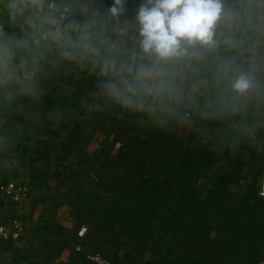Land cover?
Instances as JSON below:
<instances>
[{"label":"rangeland","instance_id":"obj_1","mask_svg":"<svg viewBox=\"0 0 264 264\" xmlns=\"http://www.w3.org/2000/svg\"><path fill=\"white\" fill-rule=\"evenodd\" d=\"M101 1V5L98 0L84 5L69 3L59 10L65 15L61 26L94 21L90 31L97 41L104 42L98 43L100 57L69 61L53 45L35 64L27 57V71L21 72L31 85L30 91L24 92L20 85L0 90V100L5 101L0 103V183L41 178L53 167L60 176L73 174L76 189L80 183L86 184L85 177L97 175L103 157L116 162L127 150L134 156L142 151L146 160L160 159L161 151L169 148V165L179 155L181 171L168 195L160 198L153 194L156 177L152 182L153 177L149 180L143 175L135 198L125 196L128 204L133 198L139 202L136 220H131L135 208L132 212L130 207L121 208V217L116 208L111 232L118 228L121 241L139 237L143 243L147 236L158 241L170 237L172 241L174 234L181 232L190 242L183 244L197 248V264H224L227 253L233 251L231 244L248 253V264H257L264 252V16L256 27L242 24L240 29L224 26L223 18L216 29L214 49L189 48L175 63L178 92L171 97L150 98L144 108L135 110L121 106L106 93L108 77L100 74L99 64L106 56L128 61L138 53L134 14L142 0H124L125 11L118 18L108 14L113 0ZM16 33L11 36H20ZM16 62L19 64V57ZM224 65H231V70L221 76ZM70 70L74 77L66 79ZM238 71L254 75V88L243 97H234L229 87ZM210 107L218 108L213 112ZM184 111L188 113L183 122L177 121L182 122L179 126L185 134L193 131L202 145L215 144L216 158L200 164L180 151L184 143H175L170 123ZM69 136L72 140L68 144ZM154 142L164 148L153 152L149 143ZM47 162L55 164L41 168ZM61 162L70 168L64 169ZM143 167H148L147 161ZM115 194L111 190L106 199ZM177 194L195 195L196 201L186 205L177 200ZM0 201H4L1 194ZM8 215L0 214V218ZM130 244L121 247L132 251ZM112 262L117 264V259Z\"/></svg>","mask_w":264,"mask_h":264},{"label":"clouds","instance_id":"obj_2","mask_svg":"<svg viewBox=\"0 0 264 264\" xmlns=\"http://www.w3.org/2000/svg\"><path fill=\"white\" fill-rule=\"evenodd\" d=\"M9 18L23 21L24 34L9 36L0 28V88L20 85L24 92L31 90L25 61L32 57L33 64L43 58L53 45L58 54L69 61L100 57L97 41L90 29L94 21L84 24L70 22L62 25L65 15L45 7V0H8ZM124 0H113L108 9L110 17L123 15ZM225 16L223 0H142L135 10L138 53L128 61L115 56L102 58L100 74L108 77L106 93L121 106L140 110L150 98L171 97L178 92L173 71L176 62L188 53L189 48L200 47L207 52L217 45L216 29ZM19 57V64L17 58ZM231 65L222 67L226 76ZM229 87L234 97H243L254 88V75L238 71Z\"/></svg>","mask_w":264,"mask_h":264},{"label":"crops","instance_id":"obj_3","mask_svg":"<svg viewBox=\"0 0 264 264\" xmlns=\"http://www.w3.org/2000/svg\"><path fill=\"white\" fill-rule=\"evenodd\" d=\"M87 1L45 0V7L52 4L54 9L63 10L69 7L67 5L69 3L84 5ZM226 1L228 0H223L226 12L222 22L224 26L240 29L243 24V26L251 27L253 25L252 27H256L259 25V19L264 16V0H231L230 5H227ZM100 2L102 1L98 0V4ZM7 5L8 0H0V20H2L0 25L3 31L9 36L17 34L16 32H19L20 35L24 34L23 29L27 26L23 25L22 20L15 23L10 20ZM235 35L233 34L232 37ZM0 101L2 104L5 102L3 99ZM61 163L64 165V169L70 168L67 167L68 163ZM53 164L55 163L53 162ZM53 164L47 162V165H42L41 168H50V165ZM51 168L41 178L32 177L26 182H19L25 185L28 191L26 197L19 202L11 203L7 196L2 195L5 202L3 201L4 203L1 205L0 214L9 216L8 213H10L11 216L7 218H18L22 223V230L15 239L0 240V264H88L85 259V255L88 253H100L111 259L116 258L117 264H123L122 255L125 251L134 254L133 259L127 264H197L196 245L195 250H192V246L187 247L190 242L187 241L186 234L181 232H176L172 241L170 237L164 236L162 241L147 236L145 243L141 241L143 239L138 240L139 237L131 239V241H124L125 239L121 241L117 234L118 228L114 227V231L111 232L113 228L107 224L109 219H106L107 216L103 213L104 208L97 206L88 213L79 209L76 204L78 196L75 191L81 186L75 189L74 175L68 177V173H66L60 176L58 169ZM69 179L72 182H68ZM84 180L87 185L90 183V179L85 177ZM108 194L104 193L101 196V201L104 205L113 204L112 210L109 212L113 224L112 219H115V216L112 214L118 208V216H123L121 210L123 207L120 206V203L114 204V201L119 198L116 194L109 200L106 199ZM7 201L10 204H7ZM1 218L7 219L6 217ZM186 241L187 244H183ZM128 243H131L132 251L121 247ZM77 246L81 247L80 251L76 250ZM231 246L233 251L227 253V260L224 264H248V253L240 251V247L235 244H231ZM188 248L189 252L186 257L185 253ZM208 261L210 259H206V262Z\"/></svg>","mask_w":264,"mask_h":264},{"label":"trees","instance_id":"obj_4","mask_svg":"<svg viewBox=\"0 0 264 264\" xmlns=\"http://www.w3.org/2000/svg\"><path fill=\"white\" fill-rule=\"evenodd\" d=\"M226 4L230 5L231 0L226 1ZM73 77L74 73L70 70L66 79H71ZM217 108L218 107H210L209 111L214 112ZM187 113L188 112L185 111L178 113L180 114V116H177L176 119H174L170 123V126L174 128L172 135L173 138L177 139L175 143L178 141L184 143L183 147L180 148V151L187 154L190 160L197 161L200 164H204L206 160L212 159L213 157H217V154H215V149L217 146L215 144L206 146L202 145L201 139H197L198 136L193 131H189L188 134H185V131L182 130V126L179 125L182 124V118L186 117ZM211 117H213V115H211ZM177 121L182 122L181 124H179ZM188 139H190V141ZM71 140L72 137L69 136L67 138V143H71ZM67 143L65 145H67ZM149 146H152L153 152H160L162 148H164V146L156 144V142H154L153 144L149 143ZM139 153L138 155L134 156L127 150H123L122 156L116 162L112 161L107 157H103L102 166L100 169H98L97 175L89 180L90 183L88 185H83L81 183L79 185V187H81L79 189H76L75 191V194L78 196L76 204L78 205L79 209L85 213H88L90 211H93L97 206H101L102 208H104L103 213L107 216L106 219H109L107 220L109 225L112 224L111 219L109 217V212L112 210L113 204L104 205L103 201H101V196L104 193H110L111 190H115L116 195L119 198H117L118 200L114 201V204L120 203V206L126 209H129L130 207L131 212L133 211V208H135L134 215L131 216V220L134 222L138 216V207L136 206V204H139V202L134 199L136 196L135 191H137V189L142 188L139 184L140 179L143 175H148L146 176V178L149 180H151V177H153L152 182L155 180L154 177H156L157 184L155 185V189L152 190L153 194L160 198L167 196L169 191L171 190L172 183H174V179L176 178L175 176H177L178 173L181 171V157L176 154L177 156L175 157V160L172 161L170 166L169 158L172 156V153L169 148H166L165 150L161 151V154L159 155H161L163 158L160 159L149 157L146 160L145 157H143L142 155L143 152L139 151ZM133 160L135 162H133ZM145 161L148 162L147 168L143 167V162ZM141 171H144V173H142ZM151 187V189H153L154 185H151ZM123 192L127 194H122ZM125 196L127 198L134 196L131 204H128V202L130 201L126 203ZM176 198L177 200H183L186 205L194 204V202L196 201L195 195H191L189 197H182L181 194H177ZM3 203V201H0V205H3ZM132 204H134L135 207L130 206ZM147 211L148 209L146 208L145 213ZM188 252L189 248L185 253L186 257L188 256ZM263 256L264 252L261 257ZM133 257V253H127L125 251L122 255V259L124 262L123 264H127L129 261H131V259H133ZM88 264L90 263L88 262Z\"/></svg>","mask_w":264,"mask_h":264},{"label":"built area","instance_id":"obj_5","mask_svg":"<svg viewBox=\"0 0 264 264\" xmlns=\"http://www.w3.org/2000/svg\"><path fill=\"white\" fill-rule=\"evenodd\" d=\"M0 28H2L1 25ZM27 192V187L25 185L17 184L12 181L0 183V194L7 196L9 201L13 203L19 202L21 199L25 198ZM21 230L22 223L18 218L12 217L8 220L0 218L1 239H15L20 235ZM80 249V246L76 247L77 251H80ZM85 258L90 264H114L111 258L101 255L100 253H88L85 255ZM257 264H264V256L260 258Z\"/></svg>","mask_w":264,"mask_h":264}]
</instances>
